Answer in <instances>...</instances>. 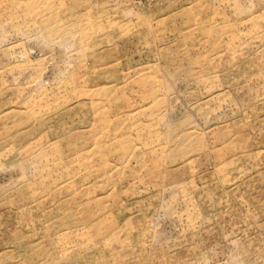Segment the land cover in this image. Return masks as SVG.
I'll return each mask as SVG.
<instances>
[{
    "label": "rangeland",
    "instance_id": "1",
    "mask_svg": "<svg viewBox=\"0 0 264 264\" xmlns=\"http://www.w3.org/2000/svg\"><path fill=\"white\" fill-rule=\"evenodd\" d=\"M0 264H264V0H0Z\"/></svg>",
    "mask_w": 264,
    "mask_h": 264
}]
</instances>
